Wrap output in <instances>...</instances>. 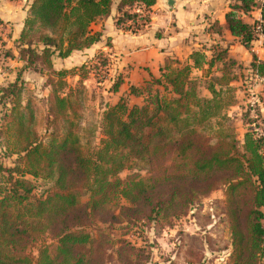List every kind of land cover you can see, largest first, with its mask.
I'll use <instances>...</instances> for the list:
<instances>
[{
	"label": "trees",
	"instance_id": "obj_1",
	"mask_svg": "<svg viewBox=\"0 0 264 264\" xmlns=\"http://www.w3.org/2000/svg\"><path fill=\"white\" fill-rule=\"evenodd\" d=\"M26 2L16 56L6 51L2 58L45 74L50 92L44 99L26 94L22 70L0 88V159L11 160L0 162V264H152L148 249L114 243L108 231L140 222L162 231L215 191L225 197L228 264H264V132L245 115L243 139L234 133L227 110L235 100L236 64L227 49L194 51L183 63L168 59L157 78L95 112L83 85L87 65L56 71L52 62L98 43L102 34L92 27L110 16L114 0ZM155 3L119 0L115 27L148 25ZM254 11L261 23L244 22ZM224 20L247 51L257 27L264 36L258 0H235ZM208 33L221 35L222 28L214 21ZM99 56L96 65L107 69ZM250 67L264 78V61L252 55ZM68 76L78 78L75 85ZM121 84L119 77L110 93ZM131 167L146 176L117 178Z\"/></svg>",
	"mask_w": 264,
	"mask_h": 264
},
{
	"label": "rangeland",
	"instance_id": "obj_2",
	"mask_svg": "<svg viewBox=\"0 0 264 264\" xmlns=\"http://www.w3.org/2000/svg\"><path fill=\"white\" fill-rule=\"evenodd\" d=\"M9 3L7 6L9 19L14 23L19 22L20 17L26 14L27 2L26 0H6ZM228 6L233 4L235 0H227ZM264 6V0H258ZM15 7H13V6ZM228 12V11H227ZM150 21L152 17V10L148 13ZM6 18V16H4ZM5 20V19H4ZM247 23L254 21L261 23V16L258 11L243 17ZM212 18H204L202 23H205V35L200 41L197 39L198 44L203 47L197 51L204 49L207 55L210 54L213 47L216 45L220 48L226 47L224 44L219 45L218 40H210L211 37H216V34L208 33L210 24L213 23ZM0 25V88L8 83H12L17 73L22 70L21 78L25 83L26 94H33L37 98L44 99L48 96L50 89L46 85V75L34 73L24 69V65L20 62L18 66L15 65L16 59H4L3 54L10 51L14 57L16 50L12 41L11 27L8 24L1 22ZM142 25L138 29L126 31L131 34H137L145 30ZM134 31H136L134 33ZM125 32V31H124ZM214 39V38H213ZM230 54L227 53L228 58L233 61L234 66L232 73L236 75V81L231 85L235 88V100L231 107L228 108L227 113L233 119V129L238 140L243 139L244 133L248 129V124L245 123V118L249 115L251 119H257L256 125H259L262 132H264V78H260L254 74L250 64L252 62V55L258 60L264 58V36H257L256 41L252 44L251 50H245L237 40H226L225 45L234 46ZM227 46V48H228ZM224 49V48H223ZM233 52V53H232ZM97 52L92 59L84 62L87 65L89 74L87 80L83 83L89 95L88 107L94 108L98 112L100 106L104 104H112L115 102V97L111 96V86L116 81V77L112 71L111 65L113 64V57L108 53H103V58L106 57L108 66L107 69L99 68V60L102 59ZM97 56L98 60L94 59ZM82 53L74 54L71 59L65 62L67 68L75 66L79 67L85 60ZM248 58V60H246ZM236 59V60H235ZM96 60V61H95ZM263 61V60H261ZM182 63V62H181ZM55 69H60V62L55 61ZM71 68V69H74ZM69 69V70H71ZM198 76L197 72L193 73ZM67 83L73 86L77 82V77L67 78ZM207 80L202 81V93L205 95V85ZM261 118V120H260ZM258 127V126H257ZM0 162L5 166H9L11 160L0 159ZM139 174L140 177H145L144 172L137 171L136 168H129L118 175L117 178L125 180L128 176ZM121 204H125L121 201ZM225 204V197L222 191L213 192L208 198L203 199L200 204L195 206L194 209L188 211L184 217L172 222L171 227H165L159 231L156 227H150L146 222L137 223L134 226H127L121 224L114 226V230L108 231L114 243L119 240L126 241L130 246L135 249L145 248L149 250L150 262L152 264H167L175 262L176 264H228L231 254V246L229 240V233L224 221L223 206ZM263 223H264V208ZM102 228H105L104 226ZM115 246V245H114ZM115 248V247H114ZM264 248V243H263ZM108 251H113L112 249ZM114 259L113 254L111 255ZM107 264H116L114 260H110Z\"/></svg>",
	"mask_w": 264,
	"mask_h": 264
},
{
	"label": "crops",
	"instance_id": "obj_3",
	"mask_svg": "<svg viewBox=\"0 0 264 264\" xmlns=\"http://www.w3.org/2000/svg\"><path fill=\"white\" fill-rule=\"evenodd\" d=\"M118 2L119 0H114L110 16L107 19L92 27L93 31L102 34L98 43L82 52H73L64 60L54 58L52 62L53 69L56 71L69 70L74 67L67 68L65 62L71 59L74 54L82 53L84 55L85 60L81 64L83 65L97 52L108 53L113 57L110 74L113 73L116 79L120 77L122 80L118 92L109 93L115 97V102L120 97L128 96L130 87H140L150 78H157L159 70L166 60L173 59L183 63L188 61L192 52L202 48L203 46L198 44L197 39L200 41L207 35H203L205 23L203 24L202 20L204 18H212L222 28L221 35L213 36L210 40L220 41L219 45L221 46L224 44L226 47L223 48L227 49L228 54L237 45L236 42L234 46L225 45L226 40L235 41L229 34L224 20L228 11L227 0H156L155 5L151 8V21L144 27V31L137 34L124 32L115 27L114 18L118 15ZM7 6L9 3L6 0H0V21L11 27L14 34L12 41L14 42L21 32L26 14L20 17L19 22L14 23L9 19L8 11H6ZM106 43H109V46H106ZM207 53L205 51L206 55ZM260 60L264 61V58ZM55 61L60 62V69H55ZM19 63L15 61L16 66L20 65ZM130 99L135 104L140 103L138 99Z\"/></svg>",
	"mask_w": 264,
	"mask_h": 264
},
{
	"label": "built area",
	"instance_id": "obj_4",
	"mask_svg": "<svg viewBox=\"0 0 264 264\" xmlns=\"http://www.w3.org/2000/svg\"><path fill=\"white\" fill-rule=\"evenodd\" d=\"M256 33H257V36H259V35L261 36V29H260V27H257L256 28Z\"/></svg>",
	"mask_w": 264,
	"mask_h": 264
}]
</instances>
